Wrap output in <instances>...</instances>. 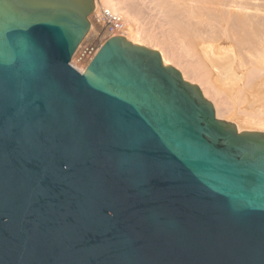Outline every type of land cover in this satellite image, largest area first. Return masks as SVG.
Listing matches in <instances>:
<instances>
[{"label":"water","instance_id":"water-1","mask_svg":"<svg viewBox=\"0 0 264 264\" xmlns=\"http://www.w3.org/2000/svg\"><path fill=\"white\" fill-rule=\"evenodd\" d=\"M95 0H0V264H264V133L121 36Z\"/></svg>","mask_w":264,"mask_h":264},{"label":"bare ground","instance_id":"bare-ground-1","mask_svg":"<svg viewBox=\"0 0 264 264\" xmlns=\"http://www.w3.org/2000/svg\"><path fill=\"white\" fill-rule=\"evenodd\" d=\"M263 2L95 0L90 30L79 48L89 36L92 43L107 36L104 28L95 30L96 15H118L125 24L121 37L158 52L164 66L199 88L218 120L232 123L238 132L264 133Z\"/></svg>","mask_w":264,"mask_h":264},{"label":"built area","instance_id":"built-area-1","mask_svg":"<svg viewBox=\"0 0 264 264\" xmlns=\"http://www.w3.org/2000/svg\"><path fill=\"white\" fill-rule=\"evenodd\" d=\"M94 27H102L106 31V35L102 40H99L92 43L93 36H89L82 46L78 49L74 60H76L78 67L74 66V69L82 74L96 55L100 47L105 43V41L114 36H121L125 32V24L123 19L108 11H103L101 14L96 15L93 20ZM80 46V45H79ZM71 65V62H70Z\"/></svg>","mask_w":264,"mask_h":264},{"label":"rangeland","instance_id":"rangeland-1","mask_svg":"<svg viewBox=\"0 0 264 264\" xmlns=\"http://www.w3.org/2000/svg\"><path fill=\"white\" fill-rule=\"evenodd\" d=\"M264 1V0H263ZM264 3V2H263ZM92 23H93V19H92ZM95 30H96V28H95ZM227 51H228V49H227ZM229 51H231L230 49H229ZM74 66H76V67H78V64H77V62H76V60H74ZM228 87H231V85H229Z\"/></svg>","mask_w":264,"mask_h":264}]
</instances>
